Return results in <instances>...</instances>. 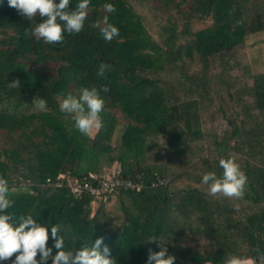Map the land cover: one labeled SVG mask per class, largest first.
Masks as SVG:
<instances>
[{
	"label": "trees",
	"instance_id": "obj_1",
	"mask_svg": "<svg viewBox=\"0 0 264 264\" xmlns=\"http://www.w3.org/2000/svg\"><path fill=\"white\" fill-rule=\"evenodd\" d=\"M140 1L157 21L159 40L130 0H90L83 30L65 32L53 45L25 36L40 17L29 21L0 0V176L8 181L12 201L0 214H8L14 225L21 216H33L48 229L53 255L51 226L58 224L65 250L102 237L117 264H146L149 249L159 251V242L176 257L174 264L256 258V249L264 253V71L207 107L225 118L228 128L222 134L203 125L199 99L185 98L182 82L171 81L167 73L184 76V63L190 61L200 63L205 75L242 65L247 35L264 34V0ZM78 2L70 0L68 9ZM105 3H112L115 13H105ZM106 14L119 30L110 42L94 27ZM208 17V25L189 31L193 21ZM167 40L178 44L169 46ZM101 62L113 65L103 77L97 76ZM14 79L21 82L17 89L10 86ZM103 85L110 89L100 93L103 127L84 135L71 115L60 111V99ZM34 97L46 100L47 111L35 110ZM117 111L124 121L112 145ZM201 139L207 146L195 149ZM88 153L118 160L121 179L145 182L157 173L167 184L114 190L91 206L88 196L78 198L54 185L66 172L82 177L97 171L81 167ZM228 157L247 176L241 199L213 197L202 183L206 172L221 176L219 159ZM149 237L158 241H146Z\"/></svg>",
	"mask_w": 264,
	"mask_h": 264
},
{
	"label": "clouds",
	"instance_id": "obj_2",
	"mask_svg": "<svg viewBox=\"0 0 264 264\" xmlns=\"http://www.w3.org/2000/svg\"><path fill=\"white\" fill-rule=\"evenodd\" d=\"M70 0H8L10 7L15 8L19 14L29 21L40 17V22L31 28L25 29V36H32L36 40H42L47 44H58L64 40V34H79L88 17L90 0H79L73 10H69ZM103 10L107 14L115 13L116 8L112 3H105ZM104 15L101 21L94 24L106 41H111L119 36V30L109 21V16ZM113 65L101 62L97 76L103 77L107 71H111ZM19 79L10 82L12 88H19ZM110 91L107 85L81 89L78 97L68 94L60 99L61 112L71 115L76 129L90 135L98 132L103 127L100 113L104 109V100L100 93ZM32 104L37 111H47V102L44 98L34 97ZM219 166L223 172L221 176L213 171L206 172L202 176V183L207 185V192L213 197L223 196L230 199H241L244 196L247 176L241 170L239 164L232 157L220 158ZM8 181L0 176V213L8 209L12 201L8 198ZM91 205V204H90ZM92 206V205H91ZM8 214H0V262L11 259V264H45L51 258V264H117L115 258L110 257V249L103 245V238L98 237L91 245L85 243L75 250H65L64 236L61 234V226H51V238L56 249L55 255L52 248L47 246L49 232L33 219V216H21L19 223H11ZM146 241H158L155 237H149ZM103 248L101 250V246ZM159 251L149 249L146 264H174L176 257L168 253L164 244L160 243ZM256 258H247L246 264H264V253L256 249ZM39 254V260L37 255ZM226 264H244L240 257H229Z\"/></svg>",
	"mask_w": 264,
	"mask_h": 264
},
{
	"label": "rangeland",
	"instance_id": "obj_3",
	"mask_svg": "<svg viewBox=\"0 0 264 264\" xmlns=\"http://www.w3.org/2000/svg\"><path fill=\"white\" fill-rule=\"evenodd\" d=\"M131 5L134 9L144 17L145 23L149 24V32L155 40H159V29L157 26V21L152 18V13L149 11L147 6L143 4L140 0H130ZM211 22V19L208 17L205 20L193 21L190 26V32L196 31L208 25ZM180 39H186L184 34L180 35ZM168 45H173L174 47L178 44L171 41H166ZM246 60L242 65L233 67L231 69L219 71V72H208L207 75L203 74L200 63L190 61V65L185 62V71L179 74L176 70L171 71L168 74V78L171 81L182 82L183 91L182 95L186 96L185 98L196 97L199 99L200 106L204 108L202 110V123L205 127H214L220 134L224 132V128H228L226 120L223 117L222 113L219 110L215 111H206L207 107L210 109L215 107L216 100L215 97L223 96L225 97V92L227 90L231 91L239 86L250 85L253 81L254 74L256 72L264 71V34H250L246 37ZM181 65V64H180ZM180 65L175 66V68L180 67ZM183 65V66H184ZM191 76V79L188 77ZM208 89V90H207ZM191 91L192 93L187 94L186 92ZM205 93L208 95L206 98H202L199 94ZM209 91V92H208ZM120 112L117 111L116 115L119 119V123L116 124V127L112 133L111 142L112 145H115L119 141V134L122 131L123 119L120 117ZM210 130V129H209ZM96 131H93L90 136H93ZM232 144L234 139H231ZM206 140L201 139L195 143L194 148L206 147ZM82 168L88 166L95 167L97 171H93L98 175L111 174L113 169H116L120 165L118 160L112 161L111 163L103 159L102 156L94 157L91 153L84 154L80 160ZM121 166V165H120ZM157 174V173H156ZM159 175V174H158ZM20 180V179H19ZM20 182L25 183L23 179ZM95 206V204L93 205ZM199 264H211L208 262H203Z\"/></svg>",
	"mask_w": 264,
	"mask_h": 264
},
{
	"label": "built area",
	"instance_id": "obj_4",
	"mask_svg": "<svg viewBox=\"0 0 264 264\" xmlns=\"http://www.w3.org/2000/svg\"><path fill=\"white\" fill-rule=\"evenodd\" d=\"M116 169L112 170V173L105 175H98L93 172H89L82 177H76L69 172L60 174L58 180L55 181L56 187H66L69 191L78 198L82 196H88L90 203L93 206L95 202L107 198V196L114 190H135L140 191L144 188H153L157 186H164L167 184V179L158 174H155L153 178L145 182H133L127 179H121L120 174L122 168L117 165Z\"/></svg>",
	"mask_w": 264,
	"mask_h": 264
},
{
	"label": "crops",
	"instance_id": "obj_5",
	"mask_svg": "<svg viewBox=\"0 0 264 264\" xmlns=\"http://www.w3.org/2000/svg\"><path fill=\"white\" fill-rule=\"evenodd\" d=\"M246 261H247V260H243L244 264H246Z\"/></svg>",
	"mask_w": 264,
	"mask_h": 264
}]
</instances>
